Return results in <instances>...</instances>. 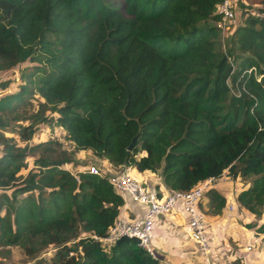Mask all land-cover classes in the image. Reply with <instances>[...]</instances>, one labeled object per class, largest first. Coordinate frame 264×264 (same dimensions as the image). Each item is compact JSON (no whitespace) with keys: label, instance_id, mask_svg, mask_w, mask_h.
<instances>
[{"label":"trees","instance_id":"trees-1","mask_svg":"<svg viewBox=\"0 0 264 264\" xmlns=\"http://www.w3.org/2000/svg\"><path fill=\"white\" fill-rule=\"evenodd\" d=\"M220 1L0 0V69L34 62L16 91L0 95V111L35 90L74 149L112 166L159 170L171 190L225 169L249 179L235 199L258 215L264 0H250L259 4L254 13L240 3L242 21L222 40L214 10ZM33 130L21 126L19 139ZM0 145V246L30 255L52 244L51 264H160L131 240L103 248L93 237L105 234L123 204L105 175H74L62 166L64 155L37 156L22 175L25 156L41 144L16 145L0 130ZM205 194L218 212L223 195L214 188Z\"/></svg>","mask_w":264,"mask_h":264},{"label":"rangeland","instance_id":"rangeland-1","mask_svg":"<svg viewBox=\"0 0 264 264\" xmlns=\"http://www.w3.org/2000/svg\"><path fill=\"white\" fill-rule=\"evenodd\" d=\"M104 1L111 5H118L121 2V0ZM233 3L238 23L243 18L240 3L252 13L256 12V7L259 6L257 2L251 3L250 0H233ZM33 64L34 62L26 59L0 69V82L6 81L5 87L0 86V95L16 91L23 83L20 73ZM27 92L23 100L14 104L11 111H0L4 124L0 130L4 136L11 138L19 146L24 143L41 144L25 156L26 166L20 169L19 173L24 175L27 170L34 168L33 158L42 155L66 156L68 161L62 166L74 172L81 171L83 165L92 163V159L87 157L86 152L74 149L72 143L66 138L64 130L53 123L55 113L44 104V99L35 90ZM28 124L34 128L31 137L26 141L20 140L18 131L21 126ZM158 172L159 170L154 171L155 174ZM248 183L249 179L232 178L225 170L222 172V178L210 187L221 195L226 194L225 197L223 195L222 208L214 212V205L206 194L199 203L208 221V228L213 227L212 232H208V244L210 253L219 257V262L216 261L218 264H225L224 260H228L227 264H264V203L260 214L255 215L244 209L235 199L236 193ZM230 193L233 195L235 204L232 210L226 206ZM80 234L82 233L79 231L77 235ZM193 246L186 248L192 250ZM54 250L55 246L49 244L29 255L18 245H1L0 264H51L49 257ZM222 259L224 263L220 262Z\"/></svg>","mask_w":264,"mask_h":264},{"label":"built area","instance_id":"built-area-1","mask_svg":"<svg viewBox=\"0 0 264 264\" xmlns=\"http://www.w3.org/2000/svg\"><path fill=\"white\" fill-rule=\"evenodd\" d=\"M214 10L218 15L215 26L219 29L222 40L223 36L231 32L238 24L233 0H221L215 4ZM251 69L247 68L245 71L249 72ZM81 171L105 175L115 193L126 195L133 202L144 207L143 212L133 219H126L117 215L108 225L103 236L92 235L99 240L103 248L115 243L120 236H135L138 238L137 244L139 246L144 248L153 258H159L152 245L154 222L158 216L179 211L186 220L188 239L198 252V264H218L209 251L206 216L200 209L199 203L206 190L222 178V172L225 169L217 177L210 176L199 180L186 191L168 189L165 193L156 186L133 177L128 165L112 166L108 161L104 163L90 162L83 165ZM70 172L74 175L76 173L71 170ZM226 206L232 210L235 205L233 202H227ZM163 264L169 263L166 261Z\"/></svg>","mask_w":264,"mask_h":264},{"label":"crops","instance_id":"crops-1","mask_svg":"<svg viewBox=\"0 0 264 264\" xmlns=\"http://www.w3.org/2000/svg\"><path fill=\"white\" fill-rule=\"evenodd\" d=\"M89 159L93 162H107L105 158L96 157L89 149H83ZM130 173L136 179L156 186L160 191L167 192L168 188L162 183L159 172L155 174L149 170L137 171L130 167ZM224 197L226 194H223ZM123 204L120 206L118 215L126 219H133L143 212L144 207L133 202L126 195H121ZM233 195H229L227 202H233ZM264 203V201H263ZM235 205V204H234ZM235 207V206H234ZM201 208V207H200ZM206 219V217H205ZM208 223L206 219V224ZM208 232H212L213 227L208 228ZM154 251L160 258V264L168 262L169 264H198L199 255L196 249H188L193 243L188 239L187 224L184 215L176 211L174 213L158 216L154 222V237L152 239ZM194 247V246H193ZM212 254V253H211ZM213 259L219 262V257L212 254ZM227 264L228 260L220 261ZM262 263V262H261Z\"/></svg>","mask_w":264,"mask_h":264},{"label":"water","instance_id":"water-1","mask_svg":"<svg viewBox=\"0 0 264 264\" xmlns=\"http://www.w3.org/2000/svg\"><path fill=\"white\" fill-rule=\"evenodd\" d=\"M134 139H135V135L131 137V140L129 141L128 145L126 148H130V146L133 144L134 142ZM124 240H131L133 242H135L136 244L138 243V238L135 237V236H131V237H128V236H120L115 243H118L120 241H124Z\"/></svg>","mask_w":264,"mask_h":264}]
</instances>
